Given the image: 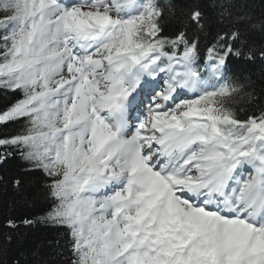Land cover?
<instances>
[{"label":"snow or ice","instance_id":"1","mask_svg":"<svg viewBox=\"0 0 264 264\" xmlns=\"http://www.w3.org/2000/svg\"><path fill=\"white\" fill-rule=\"evenodd\" d=\"M213 7L0 0V167L47 202L10 229H62L63 264H264V108L229 67L264 61V15Z\"/></svg>","mask_w":264,"mask_h":264},{"label":"trees","instance_id":"2","mask_svg":"<svg viewBox=\"0 0 264 264\" xmlns=\"http://www.w3.org/2000/svg\"><path fill=\"white\" fill-rule=\"evenodd\" d=\"M181 2L186 10L200 6L210 17H215V0ZM247 3L251 5L250 10L255 16L264 15V0H247ZM254 42L256 48L260 47L261 37L255 36ZM229 67L234 75L244 78L250 85L248 91L234 101V107L242 118L254 112L258 113L264 108V61L257 59L247 62L233 58ZM12 99L11 95L0 92V106ZM0 177L4 178L0 181V264H63L67 257L54 255L57 248L67 246V237L62 229L45 224L31 227L21 225L17 230L7 226L9 219L20 224L24 219H36L43 215L47 202L43 196L41 176L27 173L23 162L17 156L0 167ZM15 177L23 179L21 188L13 186L11 181Z\"/></svg>","mask_w":264,"mask_h":264}]
</instances>
